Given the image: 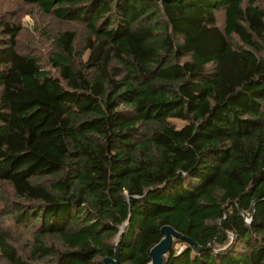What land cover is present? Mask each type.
<instances>
[{
	"label": "trees",
	"instance_id": "1",
	"mask_svg": "<svg viewBox=\"0 0 264 264\" xmlns=\"http://www.w3.org/2000/svg\"><path fill=\"white\" fill-rule=\"evenodd\" d=\"M23 1L82 27L0 17V264H264V6Z\"/></svg>",
	"mask_w": 264,
	"mask_h": 264
},
{
	"label": "rangeland",
	"instance_id": "2",
	"mask_svg": "<svg viewBox=\"0 0 264 264\" xmlns=\"http://www.w3.org/2000/svg\"><path fill=\"white\" fill-rule=\"evenodd\" d=\"M257 1L264 6V0ZM0 17L4 20L13 18L12 20L20 25L21 29L17 37L18 49L34 50L41 56L43 64L52 71H54V68L51 66L48 56L53 45L52 41L46 38L45 33L47 31H54L70 26L76 28L82 27L79 23L59 21L52 14L45 13L38 6L26 3L23 0H0ZM217 20L219 24L223 23L222 11L219 12ZM174 120L178 125L183 123L181 119L175 118ZM1 189L3 191L2 193L11 195V188L9 185L2 184ZM5 220L8 222L9 219L6 218ZM165 232H169V229H165ZM169 234L171 235L170 242L172 245L176 239L174 235L171 233ZM175 246L177 248L181 247L180 244H175ZM19 248L21 252L24 251L21 247ZM160 258L162 260L163 254H161Z\"/></svg>",
	"mask_w": 264,
	"mask_h": 264
},
{
	"label": "water",
	"instance_id": "3",
	"mask_svg": "<svg viewBox=\"0 0 264 264\" xmlns=\"http://www.w3.org/2000/svg\"><path fill=\"white\" fill-rule=\"evenodd\" d=\"M248 219H250V218H248ZM122 228H123V225L120 227L119 234L121 233ZM161 229H162V232H163V236L160 239V241L151 248V250H150L151 259H150V262H148L147 264H165L166 263V261H167V252H168V250H169V248L171 246V242H170L171 235L169 233L174 235L175 239L178 238V237H184V236L180 235L176 231V229L174 227H172L171 225L165 224V225H163L161 227ZM165 229H169V232H165ZM119 234L115 238V244L118 241ZM185 239H187V238L185 237ZM163 240H164V244H162ZM166 243H167V245H166ZM191 243H193V242H191ZM193 244H194L196 249H200V247L198 245H196L195 243H193ZM208 244H210L211 246H214L213 242H210ZM116 246L117 245H115V249H116L115 250V252H116L115 253V259H104L105 264H117L118 263V261H117V247ZM161 254H163L162 260L160 258Z\"/></svg>",
	"mask_w": 264,
	"mask_h": 264
},
{
	"label": "bare ground",
	"instance_id": "4",
	"mask_svg": "<svg viewBox=\"0 0 264 264\" xmlns=\"http://www.w3.org/2000/svg\"><path fill=\"white\" fill-rule=\"evenodd\" d=\"M162 244H164V240H163ZM162 244H161V245H162Z\"/></svg>",
	"mask_w": 264,
	"mask_h": 264
}]
</instances>
